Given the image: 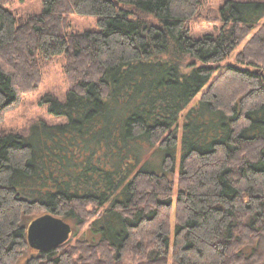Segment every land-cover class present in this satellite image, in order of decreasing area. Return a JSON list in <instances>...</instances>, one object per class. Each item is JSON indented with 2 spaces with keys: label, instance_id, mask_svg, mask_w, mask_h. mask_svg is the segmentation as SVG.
<instances>
[{
  "label": "trees",
  "instance_id": "obj_1",
  "mask_svg": "<svg viewBox=\"0 0 264 264\" xmlns=\"http://www.w3.org/2000/svg\"><path fill=\"white\" fill-rule=\"evenodd\" d=\"M8 1L0 121L41 63L63 56L74 82L39 100L58 122L0 131V264L29 245L24 217L79 225L87 206L100 210L89 239L25 264H264V73L227 65L212 79L264 0H225L201 37L187 23L204 0H42L25 16ZM72 14L97 29L68 30ZM244 47L262 55L264 23Z\"/></svg>",
  "mask_w": 264,
  "mask_h": 264
},
{
  "label": "rangeland",
  "instance_id": "obj_2",
  "mask_svg": "<svg viewBox=\"0 0 264 264\" xmlns=\"http://www.w3.org/2000/svg\"><path fill=\"white\" fill-rule=\"evenodd\" d=\"M224 1L225 0H204L198 6L195 14L187 23L191 36L201 37L204 33H216L221 25L219 19V7ZM4 7L14 12L16 16H25L30 13L41 12L42 0H9L4 4ZM68 19L71 23V28H69L68 30L84 32L97 29L96 17L72 14L68 16ZM263 23L264 18L260 20V22L235 47V49L217 65L212 79H215L220 73H222L226 69L227 65H234L236 67L248 69L250 71L254 70L257 73H264V61L259 62L260 60L264 59V52L262 53V55L252 57V53L249 48L244 47L250 37L258 30V28L262 26ZM246 48H248V52H245ZM250 59L255 61V63H258L259 65L247 64V62L251 61ZM64 63L65 59L63 56H59L52 60L41 63V65H39L40 72L37 85L32 89L25 88V86L22 87L23 85L19 86V88L17 89L20 94L19 101L16 105L8 108L2 114L0 121V131H25L31 123L39 119H43L48 123H56L60 120L48 115L45 106L39 105V100L41 97L48 93L58 98H62L67 89L73 84L74 77L71 73H66L64 71ZM19 79L20 78H18V80ZM230 88L231 87L228 86L224 89ZM205 90L206 88H203V91ZM200 95V93L196 95L191 104L195 102ZM94 211L95 214L93 217H91ZM99 212V209H95V207L92 206H87L85 208V213L82 214V217L85 218V222L79 225H76L75 220H72L71 218H66L65 220L60 218L63 223H65L69 227L68 238L65 245H63L62 250H71V248H73L77 244L78 240L90 238L92 234L88 230L89 223L94 217L98 215ZM174 213V208H172L170 213L172 223L174 222ZM40 214L41 213H38V215ZM38 215L32 214L31 216L24 217V224L26 228L25 237L27 241H29L28 225L31 223V221H33V219L36 218V216L38 217ZM29 245L24 249V251H22L16 261V264H25L31 256L39 254V252L36 250L35 245ZM168 264H170V261Z\"/></svg>",
  "mask_w": 264,
  "mask_h": 264
},
{
  "label": "water",
  "instance_id": "obj_3",
  "mask_svg": "<svg viewBox=\"0 0 264 264\" xmlns=\"http://www.w3.org/2000/svg\"><path fill=\"white\" fill-rule=\"evenodd\" d=\"M68 231L69 227L60 218L44 214L28 225V242L38 250L57 247L66 242Z\"/></svg>",
  "mask_w": 264,
  "mask_h": 264
}]
</instances>
